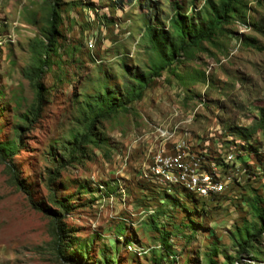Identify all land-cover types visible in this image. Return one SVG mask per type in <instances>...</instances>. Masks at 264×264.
Masks as SVG:
<instances>
[{
	"label": "rangeland",
	"instance_id": "obj_1",
	"mask_svg": "<svg viewBox=\"0 0 264 264\" xmlns=\"http://www.w3.org/2000/svg\"><path fill=\"white\" fill-rule=\"evenodd\" d=\"M173 1L194 19L206 11L204 0H59L43 107L27 122L22 115L35 92L24 72L37 59L33 40L44 39L49 0H0V142L16 149L14 164L34 201L48 205V173L85 131L93 116L87 103L107 89L122 92L159 61L147 27L173 34ZM246 3L213 40L152 78L140 99L96 121L91 140L60 170L68 252L83 256L78 264H264V231L235 260L234 241L256 223L252 205L264 209V132L257 126L264 0ZM237 127L252 132L240 135ZM177 144L192 146L184 152L192 164L170 173L151 167ZM204 173L196 184L182 177ZM50 240L49 218L30 207L0 164V264H66Z\"/></svg>",
	"mask_w": 264,
	"mask_h": 264
},
{
	"label": "trees",
	"instance_id": "obj_2",
	"mask_svg": "<svg viewBox=\"0 0 264 264\" xmlns=\"http://www.w3.org/2000/svg\"><path fill=\"white\" fill-rule=\"evenodd\" d=\"M116 1L118 3L123 2V0ZM246 1L218 0L214 2L213 0H204L206 11L204 12V16L199 15L197 19L181 12L180 10L182 8L180 4L177 1H173L172 4L175 7V11L170 18V26L173 34L167 30H163L161 27L157 28L151 25L147 27L148 41L151 48L159 57V61L150 67L151 72L133 75L132 81L126 84L122 92L117 93L107 89L104 94L99 95L87 103L89 111L93 116L89 118L85 131L73 136L72 141L68 142L67 147L64 148V153H62L63 161L57 163L48 173L46 180L48 205L32 199L31 191L24 180L21 179L19 170L13 161L16 149L14 147H7L0 142V164L3 165L5 174L8 175L16 189L27 197L30 207L43 213L50 220V242L52 249L56 252V259L66 264H78L83 260L81 254L68 252L72 244L71 236L67 235L64 221L68 213V207L61 194L58 193L56 180L60 176V170L73 163L83 146L91 140L90 131L95 122L102 116L109 115L134 100L140 99L142 92L152 78L160 77L161 72L165 68L172 66L189 49L198 48L202 42L213 40L217 32L224 30V27L229 24L230 19L236 17L242 9L246 10L247 8L248 10ZM58 3L59 0H49L47 28L44 33V39H34L31 44V50L35 52L37 59L31 67L25 69L24 75L34 89L35 102L28 113L22 115V119L27 122L36 120L43 107L42 101L45 90L41 80L45 73V68L49 66V53L55 50L54 47L59 36L58 27L60 24V15L57 9ZM257 126L264 132V109L260 110ZM18 129L20 130L21 128L19 127ZM236 130L240 135H250L252 132V130H246L241 127H237ZM142 186L151 188V186ZM175 188L174 191L176 192L180 190L178 187ZM185 197L190 200V195L187 193H185ZM196 198L199 199L198 197ZM193 203L199 204L200 208L204 205V203L200 204L196 199H193ZM252 209L256 215V223L253 225V231L246 235L245 240L234 241L238 255L235 257L236 261L243 252H249V242L256 237H260L264 231V209L255 205H252ZM163 243L166 248H170L165 237H163ZM171 252L173 251L168 250V253L174 256ZM224 257L229 261L233 258L227 255ZM169 264L172 263L169 262Z\"/></svg>",
	"mask_w": 264,
	"mask_h": 264
},
{
	"label": "built area",
	"instance_id": "obj_3",
	"mask_svg": "<svg viewBox=\"0 0 264 264\" xmlns=\"http://www.w3.org/2000/svg\"><path fill=\"white\" fill-rule=\"evenodd\" d=\"M187 151H192V146L180 147V144H177L174 148H168L164 152H161L159 157L152 162L151 167H157L159 170L164 171V173H170V167H180L181 164H192L184 159V152ZM182 177L191 178L193 179V183L196 184L197 179H205V173L203 178H194L192 175H182Z\"/></svg>",
	"mask_w": 264,
	"mask_h": 264
},
{
	"label": "bare ground",
	"instance_id": "obj_4",
	"mask_svg": "<svg viewBox=\"0 0 264 264\" xmlns=\"http://www.w3.org/2000/svg\"><path fill=\"white\" fill-rule=\"evenodd\" d=\"M159 157V155L156 157V159Z\"/></svg>",
	"mask_w": 264,
	"mask_h": 264
}]
</instances>
